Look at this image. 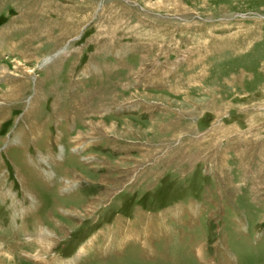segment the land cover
Listing matches in <instances>:
<instances>
[{
	"label": "rangeland",
	"instance_id": "1",
	"mask_svg": "<svg viewBox=\"0 0 264 264\" xmlns=\"http://www.w3.org/2000/svg\"><path fill=\"white\" fill-rule=\"evenodd\" d=\"M0 264H264V0H0Z\"/></svg>",
	"mask_w": 264,
	"mask_h": 264
}]
</instances>
